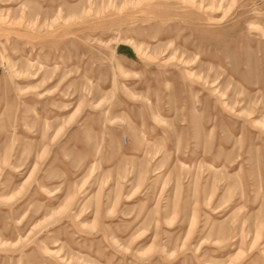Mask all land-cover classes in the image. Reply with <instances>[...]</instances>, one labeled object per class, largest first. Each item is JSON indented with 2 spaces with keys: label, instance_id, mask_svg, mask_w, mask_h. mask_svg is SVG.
<instances>
[{
  "label": "rangeland",
  "instance_id": "rangeland-1",
  "mask_svg": "<svg viewBox=\"0 0 264 264\" xmlns=\"http://www.w3.org/2000/svg\"><path fill=\"white\" fill-rule=\"evenodd\" d=\"M0 264H264V0H0Z\"/></svg>",
  "mask_w": 264,
  "mask_h": 264
}]
</instances>
